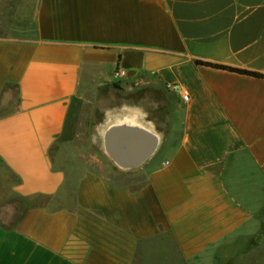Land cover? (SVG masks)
<instances>
[{
	"label": "crops",
	"instance_id": "crops-1",
	"mask_svg": "<svg viewBox=\"0 0 264 264\" xmlns=\"http://www.w3.org/2000/svg\"><path fill=\"white\" fill-rule=\"evenodd\" d=\"M7 8L0 166L16 194L48 202L13 226L0 219V264H135L138 246L159 236L182 264H264V79L195 62L264 74V0H0ZM117 70L173 95L178 142L163 159L136 106L134 127L113 117L90 140L122 171L144 170L145 183L87 169L70 189L60 158L78 109Z\"/></svg>",
	"mask_w": 264,
	"mask_h": 264
},
{
	"label": "rangeland",
	"instance_id": "rangeland-1",
	"mask_svg": "<svg viewBox=\"0 0 264 264\" xmlns=\"http://www.w3.org/2000/svg\"><path fill=\"white\" fill-rule=\"evenodd\" d=\"M0 12V22L7 24L14 12ZM32 14V9L25 16ZM23 16V14H22ZM82 103L74 120L75 139L64 149L61 156L62 167L67 171V186L71 189L74 182L85 170H94L116 184L137 188L146 181L144 170L122 171L124 168L115 160L112 151L106 145L101 155L99 142H91V136L101 134L113 124V117L128 119L136 106L147 109L144 118L155 123V131L163 139L164 156L174 149L179 138L181 120L176 111L173 95L160 93L155 86L137 84L125 79L116 80L100 89L95 96ZM122 118V119H123ZM116 125L121 121L114 122ZM55 159L59 160L56 156ZM14 176L0 166V219L8 226L15 225L25 209L33 205L48 202L45 198L27 199L13 190ZM135 264H182L172 240L165 236L141 243L138 246Z\"/></svg>",
	"mask_w": 264,
	"mask_h": 264
},
{
	"label": "trees",
	"instance_id": "trees-1",
	"mask_svg": "<svg viewBox=\"0 0 264 264\" xmlns=\"http://www.w3.org/2000/svg\"><path fill=\"white\" fill-rule=\"evenodd\" d=\"M195 62L197 65L203 66V67H210V68H214V69H218V70H225V71H229V72H233V73H237V74H241V75H247V76H251V77H255V78L264 79V74L260 73V72L250 71L247 69L236 68V67H231V66L222 65V64L205 62L202 60H196Z\"/></svg>",
	"mask_w": 264,
	"mask_h": 264
},
{
	"label": "built area",
	"instance_id": "built-area-1",
	"mask_svg": "<svg viewBox=\"0 0 264 264\" xmlns=\"http://www.w3.org/2000/svg\"><path fill=\"white\" fill-rule=\"evenodd\" d=\"M126 76H127V73L124 70H117V71L114 72V79L115 80H122V79L126 78ZM172 88L175 90V92L177 94H179L182 97V99L184 101H188L189 100L188 92L183 90V88L180 85L175 84Z\"/></svg>",
	"mask_w": 264,
	"mask_h": 264
},
{
	"label": "bare ground",
	"instance_id": "bare-ground-1",
	"mask_svg": "<svg viewBox=\"0 0 264 264\" xmlns=\"http://www.w3.org/2000/svg\"><path fill=\"white\" fill-rule=\"evenodd\" d=\"M136 124L134 122V119H128L126 120L122 126H125V127H134Z\"/></svg>",
	"mask_w": 264,
	"mask_h": 264
}]
</instances>
